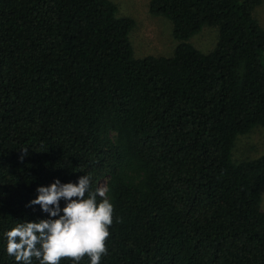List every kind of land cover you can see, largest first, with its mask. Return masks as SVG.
Returning a JSON list of instances; mask_svg holds the SVG:
<instances>
[{
	"label": "trees",
	"instance_id": "obj_1",
	"mask_svg": "<svg viewBox=\"0 0 264 264\" xmlns=\"http://www.w3.org/2000/svg\"><path fill=\"white\" fill-rule=\"evenodd\" d=\"M260 3L148 0L178 43L138 58L111 0H0V264L6 231L49 218L37 187L82 175L114 206L100 264H264V152L232 159L264 128Z\"/></svg>",
	"mask_w": 264,
	"mask_h": 264
},
{
	"label": "clouds",
	"instance_id": "obj_2",
	"mask_svg": "<svg viewBox=\"0 0 264 264\" xmlns=\"http://www.w3.org/2000/svg\"><path fill=\"white\" fill-rule=\"evenodd\" d=\"M21 151L27 154V148ZM90 182L89 175H82L75 184L56 179L46 187H37L36 198L27 206L39 205L49 218L20 222L4 233L5 250L16 264H33L34 259L38 264H60L65 258L79 264L85 256L90 264H100L107 254L105 242L110 236L114 206L107 189L90 191ZM61 199L65 201L63 208Z\"/></svg>",
	"mask_w": 264,
	"mask_h": 264
},
{
	"label": "rangeland",
	"instance_id": "obj_3",
	"mask_svg": "<svg viewBox=\"0 0 264 264\" xmlns=\"http://www.w3.org/2000/svg\"><path fill=\"white\" fill-rule=\"evenodd\" d=\"M117 6V15L130 17L134 26L129 39L134 56H169L173 53L178 41L172 35L171 22L161 16H154L148 10V0H111ZM255 19L264 27V0L256 5L253 11ZM218 39L215 26L205 25L194 34L188 42L202 52L210 51ZM264 152V128L255 126L246 133L239 134L232 149L235 162L254 159ZM106 180L100 189H106ZM261 210L264 211V186L261 188Z\"/></svg>",
	"mask_w": 264,
	"mask_h": 264
}]
</instances>
